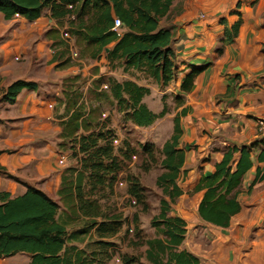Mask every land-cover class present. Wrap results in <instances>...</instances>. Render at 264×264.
<instances>
[{"label":"crops","instance_id":"obj_1","mask_svg":"<svg viewBox=\"0 0 264 264\" xmlns=\"http://www.w3.org/2000/svg\"><path fill=\"white\" fill-rule=\"evenodd\" d=\"M236 23V38L232 43H223L224 30ZM172 24L176 78L165 87L154 86L162 96L171 94L182 99L175 114L187 109L179 117L181 136L177 145L185 150L177 182L182 195L169 211L186 223L180 249L207 264H264V179L254 183L257 169L264 172V162L258 161L264 143L256 134V120L264 118V0H182ZM51 27L59 30L62 39L61 28L50 17L49 8L35 21L20 17L6 20L0 13V86L10 85L12 82L5 84L10 77L36 84L35 90L23 89L13 104L0 102V139L3 146L11 148L0 151V193L15 198L25 192L27 185L60 204L62 179L66 175L74 178L81 171L83 154L66 155L57 145L71 138L64 129L75 107L80 102L92 104L82 92L76 106L67 105L63 94L70 86L66 80L80 76L69 90L79 94L82 89H92L99 78L105 82L110 72L104 66L90 71L99 66L96 62L63 64L61 49L53 47L56 34L49 31ZM193 67L204 68L195 76L192 91L183 92L182 79ZM228 88L233 91L224 98ZM167 117L172 127V115H164L162 120ZM76 134L84 135V131L79 129ZM233 146L249 147L252 167L243 177L246 193L239 198L241 210L223 229L200 219L197 207L202 192L193 189L203 175L214 171L215 164L222 160L223 149ZM62 154L64 164L58 162ZM86 182L82 184L85 193L89 187ZM96 193L90 198L101 208ZM74 204L71 209L61 205L59 219L67 223L70 233L87 221L90 229L81 242L72 240L69 245L75 244L88 255L97 252L100 242L120 236L115 233L109 238L100 237L98 227L104 221L101 216L87 218L80 214L77 201ZM0 264H30V256L18 253L0 258Z\"/></svg>","mask_w":264,"mask_h":264},{"label":"trees","instance_id":"obj_2","mask_svg":"<svg viewBox=\"0 0 264 264\" xmlns=\"http://www.w3.org/2000/svg\"><path fill=\"white\" fill-rule=\"evenodd\" d=\"M173 1L0 0V13L6 20L17 14L27 21H35L45 8H49L50 17L57 22L61 32H67L70 37L76 36L79 45L82 43L91 47L93 53L90 57L106 51L108 62H120L124 69L143 71L156 86L165 87L175 80L177 72L176 54L172 48L175 26L163 27L160 22L168 18ZM114 18H118L125 29L121 38H117L111 30ZM238 27L239 23H236L226 28L222 42L232 43ZM54 30L53 33L59 31ZM203 68L193 67L182 79L183 92L192 91L194 78ZM108 82L111 98L131 123L137 127H148L154 122L156 114L142 102L143 97L150 93V88L127 80ZM70 88L65 92L67 105L76 106L79 98L73 97L76 92L70 93ZM23 89L35 90L36 84L16 80L6 88L0 86V102L13 104ZM232 91L228 88L223 97H230ZM176 100L182 102L180 97H176ZM78 105L68 118L64 133L72 137L79 129L88 131L79 138L78 151L72 155L77 157L78 153L83 154L81 171L74 178L63 177L58 191L60 204L43 191L27 185L25 192L15 198L0 193V258L25 253L30 256V264H105L110 258L107 254L114 248L110 242H100L97 252L88 255L75 245H69L72 240L81 242L90 227L69 234L67 223L58 217L61 205L71 209L76 201L83 216H101L100 206L90 197L95 195V190L103 187L105 176L116 167L112 147L98 144L102 135L87 130L91 114L80 103ZM186 112L187 109H182L174 118L173 134L161 150L162 172L155 184L160 188L162 198L159 213L152 219L158 236L146 241L145 250V258L150 264H207L194 254L180 249L186 235V223L179 217L169 215L172 204L182 195L177 182L185 161V150L178 149L177 145L181 136L179 117ZM160 114L162 116L163 111ZM222 155L214 171L210 175H203L193 191L202 192L197 207L200 219L224 229L241 210L239 198L246 193L242 189L243 177L252 167V161L247 146L225 147ZM258 161L264 162V150L259 154ZM261 179H264V172L258 168L254 183ZM84 181L89 186L86 193L82 188ZM117 227L115 222L107 223L104 220L98 227V234L109 238L116 233Z\"/></svg>","mask_w":264,"mask_h":264},{"label":"rangeland","instance_id":"obj_3","mask_svg":"<svg viewBox=\"0 0 264 264\" xmlns=\"http://www.w3.org/2000/svg\"><path fill=\"white\" fill-rule=\"evenodd\" d=\"M181 2L182 0L173 1L172 11L168 18L162 19L161 26L172 24L174 17L178 14ZM49 31L55 30L51 27ZM55 34L53 47L57 50L61 49V56L65 60L63 64H73L79 60H83L86 65L96 62L99 66L90 68V71H94L96 67L99 69L104 66L107 72H110L109 76L104 77L105 82L99 78L92 84V89H82L79 94L73 93V97L79 99L82 92L86 93L85 96H89V101L92 104L84 105L83 102H80V106H83V109L91 114L89 122L91 129L89 125H86V128L102 135L98 144L110 145L113 149V156L117 160L116 167H113L112 172L107 173L103 187L98 188L96 193L97 200H100L101 203V218L107 223L115 222L118 225L116 233H120L117 239L110 242L114 248L109 250L107 255L110 258L106 264H150L145 258L146 241L158 236L152 226V219L159 213V202L162 198V192L156 186L155 181L162 172L160 166L162 146L173 134V120L178 114H175V110L180 103L171 94L162 96L157 91L159 88L154 86L153 81L147 77L145 72L124 69L120 66L122 64L120 62H108L106 51H100L92 58L89 56L93 53L91 47L82 43L79 45L77 37L71 36L70 45L74 51L79 52V59L75 61L76 58L72 56L71 48L64 40L62 41L60 32ZM82 53L87 55H82ZM79 78L80 76H74L72 79L66 80L68 82L66 84L74 86L79 82ZM16 80L14 77H10L5 81V84ZM109 80L114 82L127 80L140 86L147 87L148 85V88H152L150 93L142 99L143 103L145 99L148 106L147 103L144 104L157 116L150 126L137 127L125 117L123 112L118 110L116 102L110 96ZM83 84L82 80L79 85ZM102 84H107L108 89H102ZM3 88L6 87L3 86ZM100 102L102 104L99 106ZM162 111L163 114L160 116ZM167 114L172 115V127L171 119L168 120L167 117L162 120L163 116ZM87 133L88 131L85 130L84 135ZM81 136V134L75 133L71 138L62 140L57 145L58 150L64 154L74 155L78 151V142ZM113 139H117L114 144ZM0 147H4L0 151H10L11 149L3 146L1 139ZM132 156L135 157L134 162H132ZM118 181L123 182V186H119ZM130 197L136 199L135 205L131 203ZM87 226L80 224L77 230L85 229ZM67 230L70 234V229Z\"/></svg>","mask_w":264,"mask_h":264},{"label":"built area","instance_id":"obj_4","mask_svg":"<svg viewBox=\"0 0 264 264\" xmlns=\"http://www.w3.org/2000/svg\"><path fill=\"white\" fill-rule=\"evenodd\" d=\"M15 17H18V15L16 14ZM111 30L115 33V35H116L117 38H121L122 35L125 32V29L122 27V23H121V21L118 18H114V20H113V27L111 28ZM61 36H62L63 40L71 48L70 51L72 53V56L74 58H76L75 60H77L79 54H78L77 51H74L73 50L74 48L72 49V47L70 45V43L72 42V38L70 37V35L67 32H63V31L61 32ZM102 89H108L107 84H102ZM256 134L258 136V139H260L264 143V118H259V119L256 120ZM116 140L117 139H113V144H114V142L115 143L117 142ZM133 159H135L134 156H132V162H134ZM58 162L60 164H64V162H65V155H63V154L60 155ZM118 182H117V184H118ZM119 186H123V182L120 181L119 182ZM130 201H131L132 204H134V205L136 204V199L135 198L130 197Z\"/></svg>","mask_w":264,"mask_h":264}]
</instances>
